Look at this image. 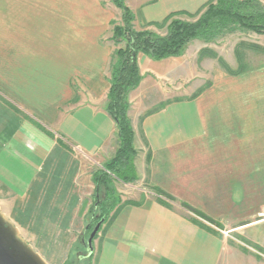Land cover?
Here are the masks:
<instances>
[{
    "label": "crops",
    "instance_id": "0c3cea01",
    "mask_svg": "<svg viewBox=\"0 0 264 264\" xmlns=\"http://www.w3.org/2000/svg\"><path fill=\"white\" fill-rule=\"evenodd\" d=\"M208 1L127 5L133 27L150 30ZM73 2L82 13L36 14L19 24L17 40L0 39V210L18 230L28 225L56 241L84 231L96 196L92 172L117 149L104 107L116 49L111 22L120 17L101 0ZM190 43L179 57L137 55L141 80L127 115L142 189L122 184L91 264H264V97L230 95L229 75L199 56L200 41Z\"/></svg>",
    "mask_w": 264,
    "mask_h": 264
},
{
    "label": "trees",
    "instance_id": "16d2710c",
    "mask_svg": "<svg viewBox=\"0 0 264 264\" xmlns=\"http://www.w3.org/2000/svg\"><path fill=\"white\" fill-rule=\"evenodd\" d=\"M127 1L110 0L120 11V20L111 22V40L116 49L113 54L109 90L104 108L116 127L117 149L102 168H96L92 172L96 196L90 209L93 214L89 231L93 224L95 226L99 221L106 219L119 203L114 180L133 184L138 179L134 166L137 151L133 146L134 134L127 115L128 94L139 85L141 80L137 55L142 53L153 60H162L183 55L187 45L193 40L209 44L239 31L264 35V4L259 0H209L194 21L181 20L175 17L179 13H171L160 22L151 23L158 29H165L163 35L147 29L136 30L133 27V14ZM199 55L200 57L216 56L207 48L200 50ZM218 62L228 73H233L221 58ZM156 191L164 195L161 191Z\"/></svg>",
    "mask_w": 264,
    "mask_h": 264
},
{
    "label": "rangeland",
    "instance_id": "374dc122",
    "mask_svg": "<svg viewBox=\"0 0 264 264\" xmlns=\"http://www.w3.org/2000/svg\"><path fill=\"white\" fill-rule=\"evenodd\" d=\"M259 1L264 4V0ZM74 4L73 0H0V26L5 29V32H0V39L8 42L17 40V36L19 37V32L17 33L19 30V24L23 23V20L30 19L31 16L36 14H50L61 19L65 18L68 14L72 15V12L82 13L83 11L77 7L75 8ZM101 5L106 10L110 9L111 12H115L114 19H119V11L115 9L109 0H101ZM86 7L87 11L86 9L85 11L88 12L91 7L90 2H86ZM68 10L69 13L67 14L66 11ZM199 12L189 16L178 14L175 17L184 21H194L198 17ZM77 13H75V15H77ZM117 21L119 22V20H116V22ZM58 24L61 25L60 22ZM150 30L160 35L165 34V29H158L155 26L150 27ZM198 41L199 40L191 42L189 49L195 47ZM200 42L202 43V46H205L204 48H207L211 53L216 55L215 57L210 56V59H212L215 63V67H219L221 71L229 75V83L227 86H225L224 83V90L229 89L230 95H235V98H237L236 95H238V98H241V95H243L241 93L243 91L246 92L247 98H249L250 95H255V98L258 97L257 95L264 97V35L255 34L249 31H239L234 34L227 35L214 43L205 44L202 41ZM219 58H221L230 70H232L233 73L235 72V74L228 73L225 69H223L218 62ZM208 77L209 76L205 77V83H208ZM199 83L201 82L199 81ZM219 85L220 84H218V86ZM98 168H102V166ZM138 180L139 178L132 184L138 188L136 189V192H138L139 189H142V185L138 182ZM113 184L116 192L117 186H119L118 188L121 187V193L117 192L120 203V195L124 194L123 191L125 189L127 190V188L122 184L127 183L114 180ZM146 187L147 186H145V188ZM147 189L151 193L149 195L160 198V201L165 200L170 203H176L175 201H177L174 200L172 196L163 192L162 193L164 195L157 193L156 188H153L154 190L151 188V190L147 187ZM180 205L181 208L185 209V211L192 213L191 215L194 218L199 217L202 220L210 221V219L208 220V218L199 211L185 205L184 203H180ZM117 206L118 205L113 208L106 219L102 220L95 236L93 237L91 243L92 249L94 247V241L97 239L102 227L107 225L114 217ZM91 208H89L87 213V223L85 229L78 235L75 241H56L51 239V235L35 234V231L28 225L26 226V229L24 227H20V235L49 264H91L93 253H88L89 250L87 248V240L91 231L96 226V224L95 226L93 224L91 231H89V225L93 214L90 212ZM200 224L198 223L199 226L203 228L207 227L211 230L210 227L204 225L203 223L200 222ZM14 225L17 227V224ZM214 226L218 227V225Z\"/></svg>",
    "mask_w": 264,
    "mask_h": 264
},
{
    "label": "water",
    "instance_id": "95a60500",
    "mask_svg": "<svg viewBox=\"0 0 264 264\" xmlns=\"http://www.w3.org/2000/svg\"><path fill=\"white\" fill-rule=\"evenodd\" d=\"M102 220L91 231L87 248L91 243ZM90 254V253H89ZM0 264H49L20 235L18 228L0 210Z\"/></svg>",
    "mask_w": 264,
    "mask_h": 264
},
{
    "label": "built area",
    "instance_id": "2783aa9c",
    "mask_svg": "<svg viewBox=\"0 0 264 264\" xmlns=\"http://www.w3.org/2000/svg\"><path fill=\"white\" fill-rule=\"evenodd\" d=\"M76 149V148H75ZM78 150V149H77Z\"/></svg>",
    "mask_w": 264,
    "mask_h": 264
}]
</instances>
